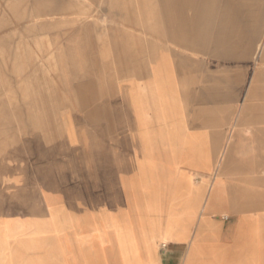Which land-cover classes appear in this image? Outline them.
<instances>
[{"label": "crops", "instance_id": "1", "mask_svg": "<svg viewBox=\"0 0 264 264\" xmlns=\"http://www.w3.org/2000/svg\"><path fill=\"white\" fill-rule=\"evenodd\" d=\"M219 34L159 49L124 85L119 137L86 173V208L102 210L87 233L41 229L78 191L0 171V264H264V32L241 53L237 28Z\"/></svg>", "mask_w": 264, "mask_h": 264}, {"label": "rangeland", "instance_id": "2", "mask_svg": "<svg viewBox=\"0 0 264 264\" xmlns=\"http://www.w3.org/2000/svg\"><path fill=\"white\" fill-rule=\"evenodd\" d=\"M39 4L37 13L35 0H0V171L42 170L47 190L78 191L79 208L65 197L61 209L47 211L48 224L41 227L67 244L101 214L86 208L92 180L86 173L101 163L94 160L102 159V141L119 137L124 85L138 68L149 67L159 49H187L228 26L238 29L240 53L248 34L257 47L264 0ZM22 16L27 31L19 27ZM106 212L122 215L120 209Z\"/></svg>", "mask_w": 264, "mask_h": 264}]
</instances>
